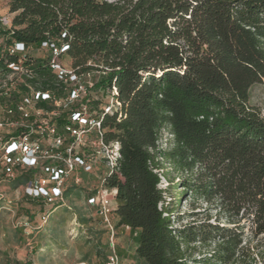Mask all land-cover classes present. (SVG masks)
<instances>
[{
	"label": "trees",
	"instance_id": "obj_1",
	"mask_svg": "<svg viewBox=\"0 0 264 264\" xmlns=\"http://www.w3.org/2000/svg\"><path fill=\"white\" fill-rule=\"evenodd\" d=\"M8 5L15 13L11 28L0 27L7 43L38 48L62 40L70 46L73 68L100 71L97 88L117 85L122 116L104 125L107 138L120 141L122 158L105 184L117 188V225L138 232L137 258L145 264H187L183 244L200 238L214 244L212 263L232 264L238 250H247L257 263L259 241L241 244L246 230L264 237V116L249 102L251 87L264 82V0ZM5 60L16 57L0 55L4 69ZM27 62H34V81L57 86L47 57ZM163 129L172 137L167 148L158 142ZM164 162L191 176L181 183L210 202L215 221L175 225L167 188L160 186Z\"/></svg>",
	"mask_w": 264,
	"mask_h": 264
},
{
	"label": "built area",
	"instance_id": "obj_2",
	"mask_svg": "<svg viewBox=\"0 0 264 264\" xmlns=\"http://www.w3.org/2000/svg\"><path fill=\"white\" fill-rule=\"evenodd\" d=\"M11 25V17L0 14L2 30ZM69 48L57 39L38 48L7 43L5 33L0 34V55L16 57L5 60V69L0 66V187L5 182L21 184L25 195L47 205L33 229H40L64 205L69 187L83 185V173L103 175L97 192L87 198L96 213L110 221L116 207L117 188L107 186L105 180L119 170L121 143L107 138L104 124L109 117L122 116L119 90L115 84L97 88L100 71L68 67L63 58ZM32 57H47L56 87L34 81V62H27ZM114 259L110 257L109 264Z\"/></svg>",
	"mask_w": 264,
	"mask_h": 264
},
{
	"label": "rangeland",
	"instance_id": "obj_3",
	"mask_svg": "<svg viewBox=\"0 0 264 264\" xmlns=\"http://www.w3.org/2000/svg\"><path fill=\"white\" fill-rule=\"evenodd\" d=\"M9 1L0 0V14L12 18L15 13H9ZM63 62L72 66V59L67 55ZM249 102L264 116V82L251 87ZM171 138L169 131L163 129L158 142L167 148L172 146ZM164 167L166 175H161L160 186L167 188L166 199L175 210V225L215 221L216 209L210 202L197 199L181 183L191 176L178 172L168 162H164ZM82 180V186L67 189L64 205L57 208L40 229L33 228L41 219V205L25 195L24 186L12 181L0 187L4 194L0 202V264H109L112 256L113 264H145L135 253L138 232L118 226L115 214L110 216V221L104 220L87 202L91 191L100 187L103 175L93 177L83 173ZM193 211L197 214L191 216ZM111 226H114L113 231ZM242 237L244 246L249 241L251 244L259 241L257 263L247 250H238L232 264H264V237L253 238L248 230ZM183 247L187 264H218L208 259L214 248L210 239L199 238L184 243Z\"/></svg>",
	"mask_w": 264,
	"mask_h": 264
}]
</instances>
